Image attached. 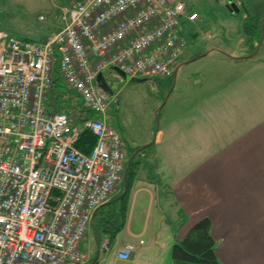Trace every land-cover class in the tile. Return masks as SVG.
Returning <instances> with one entry per match:
<instances>
[{
	"label": "built area",
	"instance_id": "1",
	"mask_svg": "<svg viewBox=\"0 0 264 264\" xmlns=\"http://www.w3.org/2000/svg\"><path fill=\"white\" fill-rule=\"evenodd\" d=\"M59 15L40 40L0 30V264L86 263L81 243L126 159L96 75L115 66L130 78L170 77L180 30L198 16L181 0H72ZM56 90L69 105L51 101ZM83 129L96 138L87 154L74 145ZM133 248L125 242L117 258Z\"/></svg>",
	"mask_w": 264,
	"mask_h": 264
},
{
	"label": "crops",
	"instance_id": "2",
	"mask_svg": "<svg viewBox=\"0 0 264 264\" xmlns=\"http://www.w3.org/2000/svg\"><path fill=\"white\" fill-rule=\"evenodd\" d=\"M181 1L188 10L197 13L199 11L196 8L200 10L208 5L206 0ZM213 1L219 3L217 0ZM232 2L237 7H250L252 15L264 18V10L254 5L255 0H226L222 5L226 7ZM67 4L69 3H62L59 9ZM242 25L243 23L230 21L221 25L220 29L217 28V33L211 35L219 36L220 40L215 42L213 37L210 46L205 48L208 50L206 54L214 51L220 57H226L221 62L233 65L230 68L245 70L249 65L262 68L264 58H256L257 52L250 55L256 41L245 36ZM60 26L61 24L54 31ZM221 39L224 44H221ZM242 70L239 69L235 75L229 73L227 80L239 79ZM202 83L205 81L192 83L191 88L200 93L191 95V103L186 100L179 103L177 110L171 113L174 114L173 126L169 125L172 127L167 130L157 129L153 135L154 149L147 156L146 164L144 163L147 170L143 172L142 178L135 177L132 187L141 182L142 184L134 187L131 195L128 192L126 198L127 214L120 231L124 232L121 243H133L134 239H140L144 235L150 216L148 208L158 204L156 197L165 195L168 196L165 200L167 207L180 220L177 240L183 238L195 222L206 218L210 223V236L214 240V253L221 264H264V109L252 113L254 117L249 121L248 111L237 107L232 116L227 112L226 120L229 124L220 126L222 115L213 112L211 101H206L210 99L212 92L209 89L202 92ZM229 88L233 99L236 94L233 83ZM205 101L207 107L203 106ZM188 126H192L190 134H186L184 130ZM204 132L214 135L212 143L202 144ZM201 145L205 148L204 152L199 149ZM190 158L192 166H186V161ZM143 178L145 180L138 181ZM140 191H145L149 197L148 205L144 208L145 226L139 229L137 224H133V215ZM144 209L141 208L138 213ZM96 242L99 248V242ZM87 259L86 264H93ZM115 259L121 260L117 258L116 252Z\"/></svg>",
	"mask_w": 264,
	"mask_h": 264
},
{
	"label": "rangeland",
	"instance_id": "3",
	"mask_svg": "<svg viewBox=\"0 0 264 264\" xmlns=\"http://www.w3.org/2000/svg\"><path fill=\"white\" fill-rule=\"evenodd\" d=\"M71 1L0 0V30L18 37L27 36L33 39L46 37L61 24L60 5ZM206 3L208 4L206 8L200 10L196 8V11H199L197 18L192 23L184 24L180 30L181 37L186 44L179 56L178 64L180 65L175 76L173 74L167 78L140 77L139 81H132L114 72L106 73V80H111L114 88V97L110 100V108L107 111V122L115 128L122 138L126 156L120 181L110 198L125 192V169L128 166V160L132 154L135 155L139 147L144 146L142 151H138L137 158L140 161V166L135 168L134 176L136 179L143 177V172L147 170L146 158L154 149V145H152L153 135L157 129L167 130V128L172 127L174 114L171 113L177 110L179 103H183L184 100L191 103V95L200 93L191 88L195 81H205L201 85L202 92H207L208 89L212 92L210 99L208 98L206 101H211L210 106L214 108L213 112L222 115V119L219 120L220 126L229 124V121L226 120L227 112L229 116H232L237 107L248 111L249 121L254 117L252 113L264 109V67L249 65L245 70L239 67L230 68L233 65H229L226 61L224 62L226 64L221 62L226 57H220L214 51L206 54L208 50L205 49L212 42L211 39L214 36L211 34H216L217 28L220 29L221 25L230 21L242 24L245 15H252L250 7H237L238 10L233 11L224 7L221 1L219 4L213 0H206ZM254 5L264 10V0H255ZM257 18H260V42L250 54L257 50L255 57L261 59L264 58V22H262L264 18L258 16ZM192 33L194 35H191ZM217 39L220 40V37H214L215 42H218ZM222 40L221 42H223ZM196 54L199 55L193 58V55ZM239 69L243 71L239 79L227 80L229 73L235 75ZM232 83L236 91L233 99L230 95L232 90L229 88ZM206 101L203 106L206 105L207 107ZM226 104H230V106ZM183 124L187 126L186 122ZM184 130L186 134H190L192 126H188ZM202 134L204 135V139L201 140L202 144L214 141L213 134L208 132ZM199 149L205 151L202 145ZM193 151L194 147L191 148V156H193ZM190 164L192 166V158L186 161V166ZM152 170L154 171V169ZM142 180L145 178L138 181L141 182ZM141 184L142 182L134 187L136 188ZM134 187L129 190L130 195L134 191ZM148 197L145 191L138 193L133 224H137L139 229L145 226L144 212L148 205ZM167 197L165 195L156 197L158 204L148 208L150 216L146 228H144V235L140 239L133 240L134 248L126 260L115 259L117 247L125 243H121L124 239L123 231L117 233L108 243L107 249L103 250L100 246L98 248L96 241L100 244V242L108 240V237L104 235L99 240L92 228L89 227L85 239L81 243V248L90 262L93 264H171V249L177 240L176 236L180 234L178 233L180 220L176 219L171 208L167 207L165 202ZM141 208L145 209L138 213Z\"/></svg>",
	"mask_w": 264,
	"mask_h": 264
},
{
	"label": "trees",
	"instance_id": "4",
	"mask_svg": "<svg viewBox=\"0 0 264 264\" xmlns=\"http://www.w3.org/2000/svg\"><path fill=\"white\" fill-rule=\"evenodd\" d=\"M244 22L242 28L245 36L251 39V41L252 39L256 40V44L258 45L261 34L260 18L254 15H247L244 18ZM22 38L40 40L44 37L33 39L22 36ZM257 45H255V47ZM255 47H253L251 51H253ZM198 55L199 54L193 55V58ZM66 93V90H56L52 95L51 101L57 104L58 108L64 104L69 105ZM95 139V135L90 130L83 129L74 145L79 151L87 154L93 147ZM139 152L135 153L125 169V192L116 195L114 198H109L105 203L98 206L92 215L90 227L99 240L101 236L106 235L109 243L111 239L122 230L127 214V206L125 204L126 198L135 180V168L140 164L137 158ZM209 229L210 223L208 219L203 218L195 222L188 229L183 238L176 240L172 245L171 264H221L215 256L214 240L210 236Z\"/></svg>",
	"mask_w": 264,
	"mask_h": 264
},
{
	"label": "water",
	"instance_id": "5",
	"mask_svg": "<svg viewBox=\"0 0 264 264\" xmlns=\"http://www.w3.org/2000/svg\"><path fill=\"white\" fill-rule=\"evenodd\" d=\"M226 7H227L228 10H233V11L238 10L236 4L233 3V2L230 3V4H227ZM263 21H264V19H263ZM263 21H262V22H263ZM262 22H261V24H262ZM259 42H260V41H259ZM256 52H257V50H255V51L253 52V54H255ZM253 54H250V55H253ZM109 72H114V73L118 74L119 76H121V77H125L126 79H130V80H132V81H139V80H140L139 78H135V77H131V78H130L127 74L123 73L121 70H119V69H118L117 67H115V66H109V67H106V68L101 69V70L97 73V75H96L95 82H96L97 87H98L101 91H103V92H105L106 94H108V96H110V97L113 96L112 86H109V85H108V83H107V81H106V78H105L106 73H109ZM175 73H176V72H174V76H175ZM143 148H144V146H143V147H139V148L136 150V152H138L139 150H141V149H143ZM133 155H134V154H132V155L130 156V158H129V160H128V165H129V163H130V161H131ZM124 187H125V181H124Z\"/></svg>",
	"mask_w": 264,
	"mask_h": 264
},
{
	"label": "flooded vegetation",
	"instance_id": "6",
	"mask_svg": "<svg viewBox=\"0 0 264 264\" xmlns=\"http://www.w3.org/2000/svg\"><path fill=\"white\" fill-rule=\"evenodd\" d=\"M106 78V77H105ZM107 81V83H108V85L109 86H112V92H113V96L112 97H110V96H108V94H106L105 92H103V94L106 96V97H108L110 100L114 97V88H113V82L111 81V80H109V79H107L106 80Z\"/></svg>",
	"mask_w": 264,
	"mask_h": 264
}]
</instances>
